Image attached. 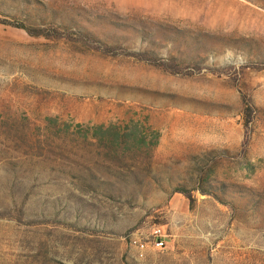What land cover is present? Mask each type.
<instances>
[{"label":"rangeland","instance_id":"rangeland-1","mask_svg":"<svg viewBox=\"0 0 264 264\" xmlns=\"http://www.w3.org/2000/svg\"><path fill=\"white\" fill-rule=\"evenodd\" d=\"M0 264H264V0H0Z\"/></svg>","mask_w":264,"mask_h":264},{"label":"built area","instance_id":"built-area-1","mask_svg":"<svg viewBox=\"0 0 264 264\" xmlns=\"http://www.w3.org/2000/svg\"><path fill=\"white\" fill-rule=\"evenodd\" d=\"M154 236H155V238H159V240H158V246L160 247V248H162V246H163V241L160 239L161 237H162V232H161V230L160 229H155L154 230ZM144 246L142 245V248H143Z\"/></svg>","mask_w":264,"mask_h":264},{"label":"trees","instance_id":"trees-1","mask_svg":"<svg viewBox=\"0 0 264 264\" xmlns=\"http://www.w3.org/2000/svg\"><path fill=\"white\" fill-rule=\"evenodd\" d=\"M115 135H117V134H115ZM118 136V135H117Z\"/></svg>","mask_w":264,"mask_h":264}]
</instances>
